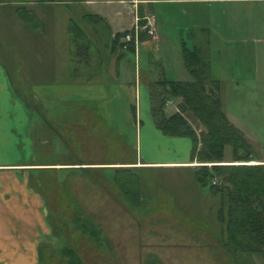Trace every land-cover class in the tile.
I'll return each mask as SVG.
<instances>
[{"label":"rangeland","instance_id":"374dc122","mask_svg":"<svg viewBox=\"0 0 264 264\" xmlns=\"http://www.w3.org/2000/svg\"><path fill=\"white\" fill-rule=\"evenodd\" d=\"M260 7H264V3L228 0L156 5L153 10L154 36H146V39L157 35L160 38L159 50L158 53L152 50L144 52L139 47L136 57L132 52L123 53L129 62L131 81L134 82V62L137 76L151 69L153 79L158 80L161 71L157 61L163 62L166 79L174 82L191 81L192 78L184 67L182 46L188 50L197 47L208 62V77L219 82L224 113L234 119L238 114L241 119L252 123L260 141L264 140V122L261 119L263 109L259 106V103H264V98L261 94L251 95L250 90L245 89L250 86L246 85L250 82L241 79L245 76L249 78L255 68L254 57L250 59L247 54L255 51L251 47L247 52V46L240 44L249 36L250 22L257 20L259 25L264 24V15L256 13ZM40 13L43 14L42 22L46 27L34 33L33 37L38 39L35 46L31 43L34 27L23 29V23L16 16L14 7L0 5V69L3 70L10 89L20 96L24 95V101L33 107L31 109L24 104L27 116L31 115L30 110L41 113L44 108H41L36 96L26 93L33 86L48 85L50 82H54L55 86L62 84L68 59L70 58L71 66L75 67L74 61L79 52V47L73 46L72 52L67 54L62 44L65 12L62 9H45L40 10ZM77 23L83 24L82 21ZM88 39L93 50H100L107 45L103 32L93 39L89 36ZM120 44H123L122 40ZM256 47L262 52L261 45ZM155 61L156 65L153 64ZM258 66V75L262 76L261 61ZM158 81L152 80L148 86L150 89L147 87L148 116L152 120V126L154 121L150 113V92L157 91L154 93L162 96L159 93L162 91L161 87L154 85ZM69 96L68 100H74V97L71 98L72 94ZM253 97L257 104L253 103ZM179 103L180 99L166 103L165 111L163 110L166 118L177 112ZM66 104L67 114H79L75 110L78 105L75 107L73 102ZM80 106L83 113L78 116L90 117L91 111H100L94 107ZM129 108L130 111H137L132 105ZM62 110L57 108L48 112L53 117ZM186 118L200 139L204 133L203 128L191 115ZM137 120L135 125L139 136L141 125L138 117ZM228 121L230 122L229 119ZM95 128L92 127V133L86 132L90 140H81L78 136V140H72L69 150L64 152L66 158L71 154L75 156L71 163L79 161L71 167L76 171H69V167L66 171L50 168L49 171L45 169L46 172L32 175L38 179L32 185L35 184V189L44 197L50 228V235L40 244L45 251L42 264H65L60 252L57 253L65 247L73 249L83 264H145L146 261L155 260L159 264H264L262 256L244 255L234 260L225 250L224 237L220 236L216 220L219 202L208 194L207 186L198 188L193 181L192 169L203 164L196 160L191 163L192 144L188 138L179 139L186 141L191 165L183 168L139 166L141 169L132 171L138 177L140 185L139 195H134L133 198L136 203L132 204L122 196L112 177L114 170L120 169L126 162L136 165L142 162L141 152L137 145L128 150L117 132L112 137L101 127L98 130ZM14 135L17 137L16 132ZM16 140L18 139L15 142L19 144ZM163 141L162 137L158 146L166 144ZM246 142L254 151L257 159V162L254 161L257 163L255 165H264L258 160L264 159V148L257 144L251 145L250 141ZM25 148L26 146L22 147L23 150ZM58 152H44L45 157L38 155L35 162L48 164L63 159L60 156L62 151ZM231 152V148L226 147L224 162L219 165H236L231 162ZM81 168L87 173H83ZM127 168L135 167L127 166L124 169ZM121 180L116 177L117 182ZM78 216L90 219L100 227L101 247H96L94 241L88 239L89 233L83 230L81 222L75 224L74 219ZM80 225L82 229H79Z\"/></svg>","mask_w":264,"mask_h":264},{"label":"crops","instance_id":"0c3cea01","mask_svg":"<svg viewBox=\"0 0 264 264\" xmlns=\"http://www.w3.org/2000/svg\"><path fill=\"white\" fill-rule=\"evenodd\" d=\"M217 1L224 0H34L26 3L25 6L15 2L0 3L14 7L16 16L23 23V29L34 27L31 43L35 46L38 39L33 37L34 33L46 27L42 22L43 14L40 13V10L45 9L47 11L62 9L65 12L62 44L67 54L72 52V47L77 44L85 43L88 46L86 54L77 53L75 67L71 66L70 58L68 59L64 72L65 80L62 84L55 86L54 82H50L48 85L33 86L26 93L32 97L36 96L40 101L41 108H44L41 113L30 110L31 115H26L24 104L31 109L33 107L28 104L29 102L24 101V95L22 97L12 88L10 89L3 76V70L0 69V264H37L38 247L43 243L44 238L50 235V228L47 223L44 197L35 189V184L32 185V182L38 179L32 175L36 172H46L45 169L49 171L50 168L66 171L68 167H74L79 162L71 163L61 159L48 164H39L35 159L38 155L44 158V152L56 150L62 151L63 154L60 156L66 158L64 152L69 150L70 142L77 141L78 136L82 138L81 140H90L86 132L92 133L93 126L97 130L101 127L112 137L117 132L128 150H131L133 145L138 146L142 162H138V165L126 162L121 168L127 166L183 168L191 165L186 141L162 136L152 126V120L148 116L150 82L161 78L172 81L166 79L163 62L157 61L161 71L158 80L153 79L151 69L137 76L134 62V82H132L129 62L123 55L124 52H131L118 46L114 50L111 46L115 34L128 32L133 27L135 19L141 22L143 18L150 17L154 20L153 10L156 5H186ZM228 1L264 3V0ZM21 8L27 12L26 23L20 17L18 10ZM256 13L264 15V7H260ZM95 17L101 18L102 22ZM79 21L83 24H78ZM249 29V36L242 40L240 45L247 46V52L251 47L255 51L256 54L247 53L250 59L254 57L255 70H252L249 78L245 76L241 79L250 82L246 84L250 86L245 89L250 90L251 95L261 94L264 98V24L259 25L255 20L254 23L250 22ZM100 32L104 33L107 45L100 50H93L88 37L93 39ZM120 41L119 46H121ZM159 41L160 38L156 35L154 38L145 39L138 48L140 47V51L143 49L144 52L152 50L158 53ZM257 45L262 46V52L258 51ZM260 61L262 76L258 75ZM153 64L156 65V61ZM237 85L239 86L238 82ZM70 94L74 100H68ZM253 98V103L257 104L255 97ZM70 102H73L75 107L78 105L75 110L79 111V114L83 113L80 104L100 111H91L90 117L78 116V113L75 114L76 116L74 113L67 114L66 103ZM130 105L137 111L134 112L133 109L130 111ZM259 106L263 109L261 119L264 122V103H259ZM57 108L65 112L60 111L57 116L55 115L56 117L49 115L50 110ZM237 115L235 119L232 116L229 118L226 115V117L251 145L257 144L264 148V140L260 141L253 124ZM137 117L141 125L139 136L135 125L138 123ZM15 132L17 137L14 135ZM162 137L163 143L166 144L160 147L158 142ZM15 139H18L16 141H19V144ZM23 146H26L25 150L22 149ZM258 160L261 161L259 163L264 164V159ZM146 163L150 164L142 165Z\"/></svg>","mask_w":264,"mask_h":264},{"label":"trees","instance_id":"16d2710c","mask_svg":"<svg viewBox=\"0 0 264 264\" xmlns=\"http://www.w3.org/2000/svg\"><path fill=\"white\" fill-rule=\"evenodd\" d=\"M31 1L34 0H0V3L26 4ZM18 11L23 22H28L26 10L21 8ZM95 19L102 22L101 18L95 17ZM140 24H145V20ZM127 33L115 34L111 48L115 50L116 46L123 47L126 51L134 53L132 44L119 46L120 39ZM146 38L144 33L141 34V41ZM77 47L79 52L86 54L88 46L85 43L77 44ZM182 59L192 80L174 82L161 79L154 83L162 89L161 92L159 91L162 96L154 93L157 91L150 92V113L154 126L167 137H185L191 141V163L196 160L199 164H203L192 169L193 181L198 188L207 186L208 194L218 199L216 220L220 227V236L224 237L226 246L224 248L229 252L230 257L234 260L244 255H259L264 258V165L249 164L257 162L254 151L243 134L224 114L220 85L219 82L208 77L209 66L205 55H202L197 47L188 50L182 46ZM174 99H180L178 110L166 118L164 107L168 101ZM187 115H191L203 128L204 133L200 139L188 123ZM226 147L231 148V162L236 165H219L224 162ZM72 155L63 160L71 162L75 158ZM209 164L211 165L207 166ZM137 169L141 168L116 169L112 177L122 196L132 204L136 203L133 198L134 195H139L140 189L139 179L132 173ZM81 170L83 171L82 168ZM69 171L74 172L76 169L69 168ZM83 173L87 172L83 171ZM116 177L122 180L117 182ZM128 184L130 186H127ZM74 222L75 224L81 222L83 230L89 233L88 239H92L95 246L101 247L99 244L102 230L99 226L94 225L90 219L80 216L75 218ZM81 225L79 229H82ZM58 252L65 259V264H83L82 259L73 249L65 247ZM44 254L45 251L40 245L37 264L43 263ZM145 264H159V262L146 261Z\"/></svg>","mask_w":264,"mask_h":264},{"label":"built area","instance_id":"2783aa9c","mask_svg":"<svg viewBox=\"0 0 264 264\" xmlns=\"http://www.w3.org/2000/svg\"><path fill=\"white\" fill-rule=\"evenodd\" d=\"M145 24H140L138 19H135L133 27L130 31L122 38V43L125 45L132 44L134 47V53L137 55L138 46L141 43L140 36L145 34L146 36H154V20L153 18H143Z\"/></svg>","mask_w":264,"mask_h":264},{"label":"bare ground","instance_id":"6f19581e","mask_svg":"<svg viewBox=\"0 0 264 264\" xmlns=\"http://www.w3.org/2000/svg\"><path fill=\"white\" fill-rule=\"evenodd\" d=\"M252 164V163H251Z\"/></svg>","mask_w":264,"mask_h":264}]
</instances>
